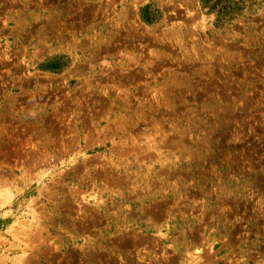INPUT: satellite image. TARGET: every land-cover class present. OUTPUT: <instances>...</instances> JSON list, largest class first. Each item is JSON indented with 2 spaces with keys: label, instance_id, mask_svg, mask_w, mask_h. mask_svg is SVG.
I'll use <instances>...</instances> for the list:
<instances>
[{
  "label": "rangeland",
  "instance_id": "obj_1",
  "mask_svg": "<svg viewBox=\"0 0 264 264\" xmlns=\"http://www.w3.org/2000/svg\"><path fill=\"white\" fill-rule=\"evenodd\" d=\"M0 264H264V0H0Z\"/></svg>",
  "mask_w": 264,
  "mask_h": 264
}]
</instances>
